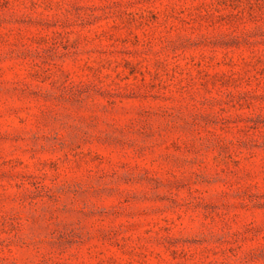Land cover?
<instances>
[{"label": "rangeland", "instance_id": "rangeland-1", "mask_svg": "<svg viewBox=\"0 0 264 264\" xmlns=\"http://www.w3.org/2000/svg\"><path fill=\"white\" fill-rule=\"evenodd\" d=\"M0 264H264V0H0Z\"/></svg>", "mask_w": 264, "mask_h": 264}]
</instances>
